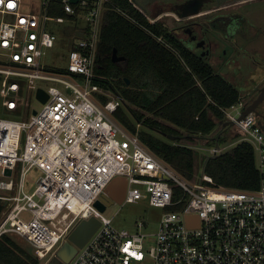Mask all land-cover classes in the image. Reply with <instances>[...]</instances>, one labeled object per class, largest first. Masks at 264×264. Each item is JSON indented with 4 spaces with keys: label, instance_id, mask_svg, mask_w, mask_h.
Masks as SVG:
<instances>
[{
    "label": "built area",
    "instance_id": "built-area-1",
    "mask_svg": "<svg viewBox=\"0 0 264 264\" xmlns=\"http://www.w3.org/2000/svg\"><path fill=\"white\" fill-rule=\"evenodd\" d=\"M108 3L0 0V107L16 115L26 91L47 94L28 120L0 118V237L25 239L47 264L79 221L95 217L99 227L66 264H264V134L253 115L239 119L241 97L221 109L222 122L240 133L232 145L253 149L258 188L219 189L205 174L198 183L179 176L114 119L119 98L102 105L95 97ZM48 52L63 70L43 65ZM220 146L210 156L228 148ZM115 178L127 182L121 205L144 199L163 210L155 234L119 229L94 207Z\"/></svg>",
    "mask_w": 264,
    "mask_h": 264
},
{
    "label": "trees",
    "instance_id": "trees-1",
    "mask_svg": "<svg viewBox=\"0 0 264 264\" xmlns=\"http://www.w3.org/2000/svg\"><path fill=\"white\" fill-rule=\"evenodd\" d=\"M107 8L95 58V73L101 78L94 83L119 96L127 113L148 131L180 137L171 140L141 132L137 135L151 153L193 182L200 163L197 165L198 154L190 143L205 140L202 142L214 147L215 137L219 145L240 137L231 126L216 132L218 125L223 127L221 109L237 103L240 92L175 39L164 23L148 19L131 0H109ZM113 49L124 61L112 62ZM117 74L121 78L113 84L111 79ZM125 108L118 106L113 117L135 134ZM232 128L234 135L230 134ZM200 162L203 174L216 188L254 190L259 186L254 152L248 143H238ZM0 264L40 262L15 241L13 234H6L0 237Z\"/></svg>",
    "mask_w": 264,
    "mask_h": 264
},
{
    "label": "flooded vegetation",
    "instance_id": "flooded-vegetation-1",
    "mask_svg": "<svg viewBox=\"0 0 264 264\" xmlns=\"http://www.w3.org/2000/svg\"><path fill=\"white\" fill-rule=\"evenodd\" d=\"M150 5L159 10L155 18H173L169 33L198 59L238 77L234 83L264 134V0H154Z\"/></svg>",
    "mask_w": 264,
    "mask_h": 264
},
{
    "label": "rangeland",
    "instance_id": "rangeland-1",
    "mask_svg": "<svg viewBox=\"0 0 264 264\" xmlns=\"http://www.w3.org/2000/svg\"><path fill=\"white\" fill-rule=\"evenodd\" d=\"M138 9H140L142 12H144L146 14V16L148 17V19L152 20L155 19V16L158 13V9H154L150 4L154 1V0H131ZM165 11V10H164ZM161 12V11H160ZM167 13V12H166ZM264 18V13L262 14V19ZM172 17H170V15H162L159 19H157L156 22H161L164 23V25L170 29L173 27V21H172ZM63 25H57V27L59 29L62 28ZM262 27L264 28V24L262 25ZM264 47V44H263ZM229 50V49H227ZM57 52V50H56ZM56 54V53H55ZM55 54L54 57H51V53L48 52L46 54V57L43 59V65H46L48 67H52L54 69L52 70H63L65 68V66L63 65L64 63L62 62H56L57 65H54V59H55ZM61 65V66H60ZM217 72L223 69L220 68H216ZM224 71H226V69H224ZM121 76H119L118 74L115 75L111 81L113 82V84H116L119 80H120ZM129 84V83H128ZM130 85V84H129ZM41 87H43L44 89H47L50 85L49 84H40ZM102 96H104L107 100V102H115L117 101V99L119 98L121 100V98L119 96H115L114 94H112L111 92H108L106 90H102L101 94H95L96 99L102 104L105 105L103 103V98ZM21 103H22V107L24 109L21 110V112L19 114L13 115L9 112H7L6 110H4L3 108L0 107V118L3 119H10V120H16V121H26L28 120L31 112L33 110L35 111H39L42 107L41 102H39L38 100H36L34 98L33 92L32 91H26L24 93V95L21 97ZM120 108H125L123 105V102L121 100V103L119 105ZM118 108V107H117ZM126 109V108H125ZM116 110V109H115ZM126 114L128 117L129 122L135 127V134L138 135L140 132V134L145 133V134H151L153 136H156L160 139H163L164 137L155 134L151 131H148L147 129H145L142 125L138 124L135 122V120L127 113V109H126ZM219 131V129H216V132ZM236 133L235 130L232 128L230 129V134ZM229 134V135H230ZM227 134V137H230ZM234 135V134H233ZM184 138V137H182ZM119 140H122L120 136H118ZM165 139V138H164ZM205 140H201L199 143L195 144V143H190L193 144L192 146L189 147H195L196 151H197V165L199 164V172L196 175L195 179H194V183H198L201 179V175L203 174L202 172V165H201V159L203 157L206 156H210V146H207L204 142ZM233 143V141L226 143L225 145L229 146ZM186 145H188L189 143H185ZM184 144V145H185ZM195 144V145H194ZM223 146V145H222ZM234 146V145H233ZM233 146H231L230 148H232ZM199 162V163H198ZM35 171L32 170L28 176V182L29 185L31 186V190L34 188V180H35V176H34ZM163 214V210L160 208H154L148 205V201L147 200H140L137 201L136 203H132V204H111L109 206H107L105 208V210L103 211V215L112 220V224L119 228V229H124L127 230L129 232H141L144 234H155L158 231V224L161 218V215ZM22 219L25 220L26 222L30 220V215L27 213H24L23 215H21ZM143 223V227L139 230V228L136 226L137 223ZM13 237L15 238V241L18 242L21 246H23L24 248H26L29 252H31V254H34V249L33 247L23 238L17 236V235H13ZM151 246V244L148 245L149 248ZM149 260V259H147ZM146 260L145 264H150L148 261Z\"/></svg>",
    "mask_w": 264,
    "mask_h": 264
},
{
    "label": "water",
    "instance_id": "water-1",
    "mask_svg": "<svg viewBox=\"0 0 264 264\" xmlns=\"http://www.w3.org/2000/svg\"><path fill=\"white\" fill-rule=\"evenodd\" d=\"M72 2H76V0H71ZM111 60L114 63H119L124 61V57L117 56L116 49H113L111 54ZM127 84L129 83L126 81ZM241 97V96H240ZM36 100L41 103H44L47 100V94L40 88L37 89L35 94ZM243 99V96L241 97ZM244 101V99H243ZM245 103V101H244ZM253 110L250 107H246L242 111V114L239 119H243L247 114L252 113ZM36 113L35 110L32 111L34 115ZM232 126V123H223V127ZM161 136L171 139L177 140L180 137L178 136H170L166 134H161ZM214 147L218 148V138H214ZM126 180L123 178H115L104 190V194L101 198L94 203V207L99 211L103 212L106 206H109L113 203L121 204L126 190ZM105 195L109 196V202L105 201ZM197 219V217H195ZM198 220V219H197ZM100 222L95 217H90L89 219L79 221L72 231L69 233L67 240L56 250L54 256L47 262V264H66L68 263L73 256L75 255L78 248H81L87 240L92 236V234L99 227Z\"/></svg>",
    "mask_w": 264,
    "mask_h": 264
},
{
    "label": "crops",
    "instance_id": "crops-1",
    "mask_svg": "<svg viewBox=\"0 0 264 264\" xmlns=\"http://www.w3.org/2000/svg\"><path fill=\"white\" fill-rule=\"evenodd\" d=\"M157 19H159V18H155V19H153V21H157ZM215 72L218 73V74H220L222 77H224L234 88H236L240 92V96L242 97V90L240 89V86H239L238 82H235L234 83V79H236V81H237L238 77L237 78H234L232 76V73L230 74L229 72H226L224 70H220L218 72L215 70ZM219 126L220 125H218V127ZM231 146H233V145L231 144V145L227 146V145L223 144V146L221 145L220 147H222V148H225V147L230 148ZM193 148H195V147H193Z\"/></svg>",
    "mask_w": 264,
    "mask_h": 264
}]
</instances>
